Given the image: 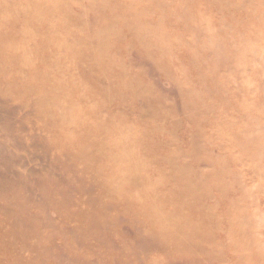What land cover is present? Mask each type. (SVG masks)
Listing matches in <instances>:
<instances>
[{
	"label": "rangeland",
	"instance_id": "rangeland-1",
	"mask_svg": "<svg viewBox=\"0 0 264 264\" xmlns=\"http://www.w3.org/2000/svg\"><path fill=\"white\" fill-rule=\"evenodd\" d=\"M0 264H264V0H0Z\"/></svg>",
	"mask_w": 264,
	"mask_h": 264
}]
</instances>
